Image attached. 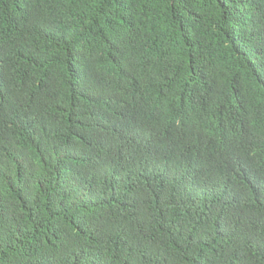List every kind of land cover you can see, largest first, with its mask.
<instances>
[{"label": "trees", "instance_id": "1", "mask_svg": "<svg viewBox=\"0 0 264 264\" xmlns=\"http://www.w3.org/2000/svg\"><path fill=\"white\" fill-rule=\"evenodd\" d=\"M0 264H264V0H0Z\"/></svg>", "mask_w": 264, "mask_h": 264}, {"label": "clouds", "instance_id": "2", "mask_svg": "<svg viewBox=\"0 0 264 264\" xmlns=\"http://www.w3.org/2000/svg\"><path fill=\"white\" fill-rule=\"evenodd\" d=\"M251 12V11H250Z\"/></svg>", "mask_w": 264, "mask_h": 264}]
</instances>
